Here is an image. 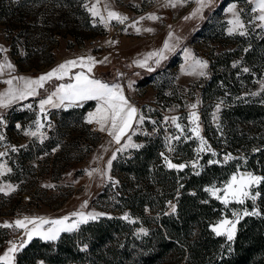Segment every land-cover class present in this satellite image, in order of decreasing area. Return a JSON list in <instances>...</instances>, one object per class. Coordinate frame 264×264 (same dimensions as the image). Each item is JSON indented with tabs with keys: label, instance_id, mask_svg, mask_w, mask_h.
<instances>
[{
	"label": "rangeland",
	"instance_id": "rangeland-1",
	"mask_svg": "<svg viewBox=\"0 0 264 264\" xmlns=\"http://www.w3.org/2000/svg\"><path fill=\"white\" fill-rule=\"evenodd\" d=\"M20 1L23 0H13L11 15L0 18V47L6 49L0 53V62L7 58L15 66L13 72L5 69L0 75V93L8 87L3 81L12 76L36 78L65 61L91 56L97 63L89 75L109 84H120L124 94L146 119L142 125L133 126L135 134L132 131L127 134L133 143L142 147L117 152L126 143L127 136L118 145L107 132L99 130V125L86 122L88 113L96 109L94 100L71 106L90 103L81 121L76 120L73 113L63 118L60 110L71 108L67 103L58 108L46 106L45 113L40 114L39 101L60 83L72 82L67 78L52 79L39 95L0 108V136H3L0 152L5 153L0 157V164L11 169L0 176V186L11 184L16 187L7 195L0 192V225L23 217L58 219L83 210L85 213H103L102 216L124 218L127 215L138 236L144 235L141 229L147 234L151 222L122 204L119 196L124 190L136 188L138 193H151L155 197L153 205L145 206L148 215L160 216L161 212L179 215L185 196L181 191L183 176L181 170L166 166L160 155L162 152L173 163L188 164L186 168L194 173L204 170L210 160H218L219 164L233 168L227 177L224 172L215 176L213 181L204 185L205 189L213 185L223 188L238 166L240 171L264 176L260 161V152L264 148V109L259 106L264 105L261 87L264 83V28L258 26L259 21L249 23L258 14L250 11L253 3L248 0H212L201 15L186 20L185 17L198 7L195 0H186L176 7H171L168 0H100L98 7L104 16L107 11L114 10L127 16L128 20L124 33L117 39L120 44L98 48L91 43V38L99 34L106 36L109 31L106 32L99 18H93L84 6L91 7L97 0H24L19 6ZM233 4L237 5V11L247 26L245 36L228 34L229 21L233 19L228 8ZM149 14L159 19L146 18L136 24L135 27L141 29L139 33L135 27L129 26ZM146 28L154 31H145ZM170 33L180 39L171 41L176 48L166 53V59L159 65L154 58L149 59L147 67L135 63L144 60L148 53L161 49ZM110 34L109 41L111 39L113 44L112 40L116 39L112 31ZM186 49L196 58L207 61L205 76L187 74L191 71L188 67L191 60L185 58ZM245 67L249 72H243ZM149 68L154 70L149 71ZM79 71L88 74L86 68L80 67L73 68L71 74ZM215 77L219 80L215 84L209 83ZM197 101L195 111L199 115L201 136L217 155L202 152L197 156L195 149L199 140L195 137L172 142L174 151L168 152L165 138L177 135L178 131L171 120L165 118L179 117L186 134L191 135L188 133V116L193 111L190 105ZM29 104L31 108L27 107ZM236 106L259 112L254 116L241 115L234 109ZM37 120L44 124L41 129L43 142L25 135L26 131L35 130ZM87 124L90 129L86 128ZM156 129L158 134L154 135ZM48 137L57 139L50 148L46 142ZM113 154L116 159L108 169L107 162ZM226 154H231L234 159L225 161ZM194 160L198 161L195 169L191 167ZM92 169L107 172L111 180L101 173L87 175ZM258 188L254 187L252 192L260 193ZM194 192L191 190L189 194ZM85 201L87 206L82 209ZM172 205H175V212ZM254 207L261 213L259 197L255 205L250 199L244 205H223L211 225L225 215L235 220L232 212L239 214L240 221L244 217L242 212L245 209L251 212ZM224 237L230 249L234 237L231 241ZM22 239L25 245L29 242L22 229L0 227V255L11 246L9 242L19 246ZM19 251L14 254V264H18ZM166 264L191 263L185 254Z\"/></svg>",
	"mask_w": 264,
	"mask_h": 264
},
{
	"label": "snow or ice",
	"instance_id": "snow-or-ice-1",
	"mask_svg": "<svg viewBox=\"0 0 264 264\" xmlns=\"http://www.w3.org/2000/svg\"><path fill=\"white\" fill-rule=\"evenodd\" d=\"M185 2L186 0H168V3L171 7H176L178 3L183 4ZM195 2L197 3L198 7L193 13H191L189 17H185L186 20L201 15L203 9L211 5L212 0H195ZM248 2L254 4V7H252L250 11L252 13H258L253 17L252 20L249 21V23L259 21L260 24L258 26L264 28V0H248ZM99 3L100 0H97V3L93 4L91 7H88L87 4L84 6L91 16L93 18H99L100 22L104 24L105 27H107L112 21L124 24L128 20L127 16H124L123 14L114 10L107 11V16H104L101 13V9L98 7ZM228 12L232 13L233 15V19L229 21L231 27L228 28V34L231 35L237 33L241 36L247 35V26L241 19V13L237 11V5H231L228 8ZM146 18L151 20L159 19L158 16L149 14L148 17H141L140 21H136L129 26L135 27L136 24H139ZM135 30L137 33L141 31L139 27H135ZM144 30L148 32L154 31L151 28H146ZM179 39L180 38L176 37L174 33H170L168 39L165 40L161 49L148 53L144 60H137L135 63L139 67H147L148 60L154 58L155 63L159 65L162 60L167 58L166 53L175 50L176 44L172 43L171 41H179ZM4 51H6V49L0 47V53ZM185 58L186 60H191V64L188 65L191 71H189L187 74L199 75L201 77L206 75L204 70L208 67L207 61L196 58L191 53V51L187 49L185 50ZM96 63L97 61L94 57H79L77 59L65 61L51 71L36 78L12 76L10 79L3 81L8 87L4 92L0 93V108H5L14 102H19L24 99L39 95L40 90L44 89L45 84L52 79L65 80L67 78L72 82L60 83L45 99H41L39 101V111L41 115L45 113L46 106L58 108L67 103V106L71 107L79 106L84 101L94 100L97 102V106L94 112L88 113L86 121L87 123H96L99 125V130L102 132H107V134L112 137V140L118 145L121 144V140L127 136L126 143H124L121 148H118L116 150L117 152L124 151L129 147H142V145L133 143L131 136L127 134L129 131H132L133 134H135L133 126L142 125L145 122V116L140 111V109H138L124 94L123 88L120 84H109L89 75L92 73V69ZM235 66L236 65L234 64L233 67ZM76 67H80L81 69L86 68L88 74H86L85 71H79L72 75V69ZM5 69H7L9 73L15 70V66L11 63V61L7 60V58L0 62V75L4 74ZM148 70L152 71L154 69L149 68ZM243 72L247 73L249 72V69L245 67L243 68ZM261 87L262 90H264V83H262ZM253 95H257V93H253ZM198 104L199 101L190 105V108L193 109V111H191L188 116V133L191 135L186 134L185 127L179 122V117L173 116L165 118L166 121L170 119L178 131L177 135H172L165 138L166 141H168V152L174 151L172 142L181 141L182 138L186 141L195 137L199 140V146L195 149L197 156H199V154L202 152H210L213 156L217 155L214 151H212L211 146L207 144V141L204 139V137L201 136L199 115L195 111ZM27 107L31 108L32 105L29 104ZM219 110L220 109L218 105L217 112H219ZM0 122H2V118H0ZM152 123H155V121H152ZM35 124V130H28L25 132V135L37 137L41 140V142H43L44 133L41 131V129L44 127V124L41 122V120H37ZM17 127H19V125H17ZM0 140H3V136H0ZM13 150L15 151L16 149ZM4 155L5 153L0 152V157ZM160 155L164 159V162L169 169L180 171L186 167H189V165L186 163H173L172 160L163 152ZM115 159L116 155L113 154L107 162L108 169H111L112 160ZM231 159H234L231 154H226L224 156L225 161ZM240 159L243 160V158ZM208 163L218 164L220 161L210 160ZM197 166L198 161L194 160L191 162L192 168L195 169ZM10 171L11 169L7 168L6 165L0 164V176H3L6 172ZM94 173L107 175L108 179L111 180V176L108 175L107 172H101L100 169H92L87 172V175L92 176ZM196 174L198 175L199 172ZM261 183H264V176L256 175L251 171H240L238 166L237 170L231 174L230 179L224 183L223 188H218L213 185L206 188L205 191L216 200L221 201L226 207L230 203H239L244 205L246 200L249 199L253 202V205H255V201L260 196V193L258 191L253 193L252 189L254 187L258 188ZM48 187H52V185H48ZM15 190L16 187L11 184L0 186V192L5 193L6 195ZM221 192L223 195L220 194ZM86 206L87 202L85 201L84 205H82V209ZM172 210L175 212V205H172ZM259 214V211L255 207L251 212H249L247 209L242 212L243 216ZM102 215L104 214L96 212L85 213L83 210H81L73 212L69 216L51 220L45 219L43 217H23L11 223H4L3 225H0V227L22 229L24 231L26 241H31L34 236H38L45 241H56L61 233H70L76 231L80 225L86 224L90 220H96ZM231 215L236 217V219H229L228 216L225 215L218 222L210 225L211 230L217 236H226L227 240L229 241L233 240L234 234L236 232V224L239 222V214L232 212ZM124 219L127 220L128 216L125 215ZM141 232L146 234L144 229H141ZM9 243L11 246L7 249L5 254L0 255V264H14L15 252L22 250L26 242L22 239L19 246L15 242Z\"/></svg>",
	"mask_w": 264,
	"mask_h": 264
},
{
	"label": "trees",
	"instance_id": "trees-1",
	"mask_svg": "<svg viewBox=\"0 0 264 264\" xmlns=\"http://www.w3.org/2000/svg\"><path fill=\"white\" fill-rule=\"evenodd\" d=\"M25 1H20L19 6ZM12 2L13 0H0V18L11 15ZM217 80L218 77H215L209 83L215 84ZM89 105L90 103H86L80 107L62 109L60 113L63 118L76 114L75 119L81 121ZM259 106L264 109V105ZM234 109L239 114L247 113L248 116L259 112L256 109L245 111L244 106H236ZM86 128L90 129L88 124ZM46 142L50 148L57 143V139L48 137ZM260 156L261 171L264 172V148L261 149ZM13 167L15 168L14 165ZM232 169L226 164L208 163L198 175L189 168L181 170V191L185 196L178 216L163 212L160 216L148 215L145 213V206L153 205L155 197L151 193H138L136 188L132 191L124 190L119 196L122 204L152 223L149 224L147 234L138 236L134 224L120 216H102L80 225L76 231L61 233L56 241L34 237L18 252L17 262L166 264L187 254L191 264H264V183L258 188L261 213L244 216L239 221L230 249L227 248L225 237L217 236L211 230L210 225L221 212L223 204L206 192L204 185L223 172L224 177H227ZM191 190L195 194H189Z\"/></svg>",
	"mask_w": 264,
	"mask_h": 264
},
{
	"label": "built area",
	"instance_id": "built-area-1",
	"mask_svg": "<svg viewBox=\"0 0 264 264\" xmlns=\"http://www.w3.org/2000/svg\"><path fill=\"white\" fill-rule=\"evenodd\" d=\"M127 25V21L124 23V24H120L116 21H112L108 24L107 27H105L108 32V34L106 36L104 35H96L94 37L91 38V43L93 45H95L96 47L98 48H101V47H110L111 45L113 46H117L118 44H120L119 41H117V39H119L121 37V35L124 33V30H125V27ZM112 31L113 33V37L116 39V40H112L113 41V44H111V39L109 41V38H111V34L110 32ZM105 32V33H106ZM112 46V47H113ZM158 134V131L157 129L154 131V135H157Z\"/></svg>",
	"mask_w": 264,
	"mask_h": 264
}]
</instances>
